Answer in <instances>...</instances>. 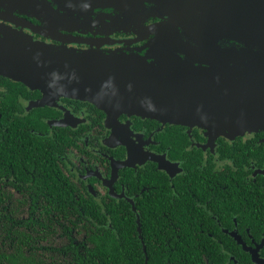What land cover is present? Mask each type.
Returning <instances> with one entry per match:
<instances>
[{
	"label": "flooded vegetation",
	"instance_id": "obj_1",
	"mask_svg": "<svg viewBox=\"0 0 264 264\" xmlns=\"http://www.w3.org/2000/svg\"><path fill=\"white\" fill-rule=\"evenodd\" d=\"M98 8L0 0V26L75 49L149 50L157 35L147 28L161 18L121 26L117 11ZM2 223L41 264H83L73 250L86 257L115 224L136 227L125 264H264V131L229 137L136 114L110 120L92 103L47 100L0 75L1 254L13 239L2 238Z\"/></svg>",
	"mask_w": 264,
	"mask_h": 264
},
{
	"label": "water",
	"instance_id": "obj_2",
	"mask_svg": "<svg viewBox=\"0 0 264 264\" xmlns=\"http://www.w3.org/2000/svg\"><path fill=\"white\" fill-rule=\"evenodd\" d=\"M54 1L79 12L111 8L121 26L143 28L150 16L162 21L147 28L157 36L146 52L75 49L2 25L0 75L41 90L47 100L92 103L110 120L136 114L229 137L264 131V0Z\"/></svg>",
	"mask_w": 264,
	"mask_h": 264
},
{
	"label": "trees",
	"instance_id": "obj_3",
	"mask_svg": "<svg viewBox=\"0 0 264 264\" xmlns=\"http://www.w3.org/2000/svg\"><path fill=\"white\" fill-rule=\"evenodd\" d=\"M104 215L105 214H102V216ZM109 215L114 219L116 216H118V212H112L109 213ZM142 215V222L145 223V214L142 213ZM125 222H129V219H127ZM9 225V223H2L4 228L2 231V238H9L11 236L10 234L12 233V230L10 227H8ZM114 227L115 229L108 227L104 229L103 233L98 237L99 240L96 239V249L91 250V252L88 253L86 257L82 258L78 251L73 250L76 253L77 258L84 260L83 264H96L97 258L100 259L101 264H125L130 252L129 238L134 231L136 232V227L134 226L133 229L130 226H118L116 224ZM68 229L72 231L71 227ZM143 229H146V225L145 228L143 227ZM65 233L67 234V231H65ZM143 235L145 236V233H143ZM118 236L119 240H117ZM12 238V240H8L7 242L2 240V254L0 253V264H41L42 260L40 257L34 256L32 254H26L24 252V249L29 247L28 241H21L16 237ZM155 263L157 262L151 261L150 264Z\"/></svg>",
	"mask_w": 264,
	"mask_h": 264
}]
</instances>
